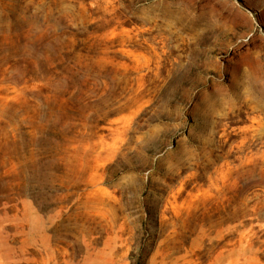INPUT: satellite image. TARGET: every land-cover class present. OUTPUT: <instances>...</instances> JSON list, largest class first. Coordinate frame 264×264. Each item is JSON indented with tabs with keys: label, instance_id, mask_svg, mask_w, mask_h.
Here are the masks:
<instances>
[{
	"label": "rangeland",
	"instance_id": "374dc122",
	"mask_svg": "<svg viewBox=\"0 0 264 264\" xmlns=\"http://www.w3.org/2000/svg\"><path fill=\"white\" fill-rule=\"evenodd\" d=\"M0 264H264V0H0Z\"/></svg>",
	"mask_w": 264,
	"mask_h": 264
}]
</instances>
